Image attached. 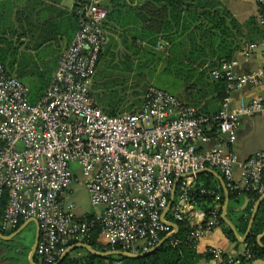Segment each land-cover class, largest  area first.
Returning <instances> with one entry per match:
<instances>
[{"label":"built area","instance_id":"2783aa9c","mask_svg":"<svg viewBox=\"0 0 264 264\" xmlns=\"http://www.w3.org/2000/svg\"><path fill=\"white\" fill-rule=\"evenodd\" d=\"M74 2L79 27L37 103L29 102L27 83L9 75L0 60V230L16 231L36 219L38 259L54 264L71 238L89 237L97 226L103 242L124 251H136V242L143 251L156 246L162 234L179 230V221L189 226L188 240L220 226L221 194L201 189L214 196L207 215L191 193L196 172L204 168L218 171L227 189L264 195V150L242 158L232 148L242 117L264 113V96L246 100L240 95L230 105L233 91L261 84L264 68L239 72L235 59L214 68L212 77L225 79L228 91L216 114L202 113L155 86L148 88L139 109L108 114L91 94L108 10L100 0ZM258 21L264 26L261 15ZM167 44L160 39L157 48ZM259 47L264 49V34L243 50ZM213 127L219 141L199 150L198 143L211 140ZM176 181L170 216L163 218ZM75 182L89 191L100 213L90 218L76 214L74 201L67 198ZM211 252L214 264L239 262V255L220 248ZM242 255L252 257L248 250Z\"/></svg>","mask_w":264,"mask_h":264},{"label":"trees","instance_id":"16d2710c","mask_svg":"<svg viewBox=\"0 0 264 264\" xmlns=\"http://www.w3.org/2000/svg\"><path fill=\"white\" fill-rule=\"evenodd\" d=\"M134 2L135 0L100 1L108 10L103 27L108 29L110 34L106 35L99 60L104 54L109 53L112 56L117 55L118 59L125 58L126 62H122L125 65H117L116 70L138 71V73L148 70L150 75H172L181 79L189 90L201 89V86L207 85L213 88L216 98L222 104L228 95L227 81L214 79L212 70L218 67L222 61L234 59L243 43L255 41L257 38L260 40L263 37L264 26L259 23L258 17L261 15L264 18V2H258V16L249 18L245 23H240L219 0H141L137 3ZM73 15L79 25V15L75 10ZM0 33L6 35L3 30H0ZM160 39L168 43L163 49L157 48ZM22 46L23 43L19 42V39L1 36L0 60L9 75H14L27 83L29 102L35 104L44 95L56 70L54 71L52 65L49 67L48 65L26 64L30 60V56L22 51ZM150 86L161 88L156 84L154 78L148 88ZM148 88H145V91ZM167 88L164 90L167 91ZM203 97L205 94L198 97V100ZM130 100L126 101L127 103L116 101V105L113 101H108L107 106L102 109L108 114L116 115L122 110L124 104L126 107H133L136 99H132L133 103H130ZM187 100L185 101L187 104L197 106L198 100L195 96L189 95ZM144 101L145 95L138 98L140 106ZM216 131V127H213L210 130V135ZM202 188L219 192L222 204L226 199V193L220 180L214 174L202 172L196 175L191 193L197 200L198 206L203 208L208 215L215 205L214 196L201 192ZM228 195L230 199L227 210L228 218L233 221L238 232L244 234L252 215L253 206L260 196L252 191L239 188H229ZM244 198H247L249 203L244 210H238V206L242 204ZM6 201L7 199L2 201L1 209L5 206ZM221 212L222 209L219 221L224 233L230 240L239 243L233 231L222 219ZM93 215H95L94 212H88L81 217L90 218ZM169 216L170 213H168ZM178 225L179 230L172 237L168 238L158 249L145 256L136 258L117 254L97 256L83 247H77L72 249L60 264H191L199 258L195 249L197 240L187 239L189 226L186 225V222L179 221ZM263 231L264 201L258 209L245 241L246 250L252 254V257L247 259L240 254L237 264H253V260L264 259V247L257 241ZM1 232L9 235L14 231L1 230ZM100 232L101 229L97 226L89 237L71 238L68 246L83 242L101 252L121 249L120 246L112 247L103 242L100 239ZM34 236L27 245L22 244L18 234L10 240L0 238V264H30L28 256ZM163 236L164 234L161 235V238ZM261 242L264 244V237ZM128 251L133 252L131 249ZM137 251L141 252L143 248L139 247ZM35 261L38 264H43L38 259L37 253Z\"/></svg>","mask_w":264,"mask_h":264},{"label":"crops","instance_id":"0c3cea01","mask_svg":"<svg viewBox=\"0 0 264 264\" xmlns=\"http://www.w3.org/2000/svg\"><path fill=\"white\" fill-rule=\"evenodd\" d=\"M74 1L75 0H0V30L6 33V35L0 33V37L9 36L11 39H19V42L23 43L22 51L30 56V60L26 64L38 66L48 65L49 67L52 65L55 71L57 69L58 59L71 43L79 27L73 15ZM138 1L141 0H135L134 3ZM219 1L230 10L240 23H245L249 18L257 15L258 12L257 0ZM105 31H107V35L108 33L110 34L108 29L105 28ZM257 40L259 39L257 38L255 41ZM248 43L250 42L243 43L241 49L236 53L234 58L237 61L236 69L239 72L250 71L259 67L264 68V49L259 47L249 53H245L243 48ZM111 51L113 50L111 49ZM109 57L118 59L117 55L112 56L109 54ZM118 60L120 66L125 65L122 63L125 61V58ZM176 80L177 81L171 85L172 90L168 88L167 91L180 96L184 102L189 95L195 96L198 100V97L205 94V97L197 101V107H199L201 111L211 115L216 113L221 107L220 100L216 98V93L213 91V88L206 85L201 86V89L189 90L181 79L176 78ZM257 94L264 96V77L261 84L257 87L246 85L244 89L233 91L230 105L235 106L240 95H245L246 100H250ZM218 141L219 135L217 132H214L211 135V140L208 143H198V148L199 150H204ZM255 141L259 143L253 145L252 142ZM232 148L242 158H246L256 151L264 150V113L242 117L237 140L235 144L232 145ZM218 174L220 173L218 172ZM74 184L67 191V198L68 200L74 201L76 205L75 199L73 198ZM263 201L264 199L262 202ZM248 203L249 200L244 198L242 204L238 206V210H244ZM100 212L101 209L99 212L94 213L97 214ZM76 214L81 217L86 213L79 214L76 210ZM31 226L35 228L33 223ZM244 234L239 233L240 236ZM100 239L102 240L101 235ZM237 241L239 243L230 240L224 233L222 227L218 226L196 241L195 249L199 254V258L191 264H214L211 250L215 248H220L227 253L240 255L246 250V244L238 239ZM253 264H264V259L259 258L253 260Z\"/></svg>","mask_w":264,"mask_h":264},{"label":"rangeland","instance_id":"374dc122","mask_svg":"<svg viewBox=\"0 0 264 264\" xmlns=\"http://www.w3.org/2000/svg\"><path fill=\"white\" fill-rule=\"evenodd\" d=\"M255 16H258V14ZM117 65H120L118 59H112L109 57V53L104 54L98 61L95 73L92 77L91 94L94 97L95 103L101 108H105L108 101H113V103L116 105V101L127 103L128 100L131 99L129 102L133 103L134 101L132 99H136L134 105H132L133 107H126V104H124L122 110L119 111V113L137 110L139 107H141L138 102V98H141L145 95V90L149 85L152 84L153 78L157 85L163 88L168 87L170 90H172L171 85L177 81V77L175 76L162 74L150 75L148 70L139 73L138 71L125 72L116 70L115 67ZM252 143L253 145H257L259 142L255 141ZM73 189V198L75 199L76 210L79 214L100 211V206L93 205L91 203L90 194L86 188L75 182ZM31 225L32 223L29 224L30 227H24V229H22V231L18 234L23 245L30 243L33 239V236L35 235V228Z\"/></svg>","mask_w":264,"mask_h":264},{"label":"water","instance_id":"95a60500","mask_svg":"<svg viewBox=\"0 0 264 264\" xmlns=\"http://www.w3.org/2000/svg\"><path fill=\"white\" fill-rule=\"evenodd\" d=\"M202 172H210V173L214 174L216 177H218V179L220 180L222 186L224 187L225 193H226V199H225V201L223 203V206H222L221 217L224 220V222L233 231V233L236 236V238L239 241H241V242H245L247 237H248V235H249V233H250V230L252 228L253 222H254V220L256 218V214L258 212L260 204H261L262 200L264 199V195H262L256 201L254 209H253V212H252V215H251V218H250L249 223H248L247 231H246V233L243 236H240L238 231H237V229H236V227H235V225L232 223V221L227 216V210H228L229 200L230 199H229L228 189L226 187L225 179L223 178L222 175L218 174V172L216 170H214V169L204 168V169L198 170L196 172V174H199V173H202ZM177 183H178V181H176V183L174 185V188H173V191H172V195H171V199H170V202L168 204L167 209L165 210V212L163 214V218L168 213V211L170 210V208H171V206H172V204L174 202L173 196H174L175 191H176ZM30 223H33L35 225V237H34V242H33V245L31 247L28 259H29L30 264H38L35 261V254H36V251H37V244H38L39 237H40V226H39V223H38V221L36 219H30L29 221L23 223L16 231H14L13 233H11L9 235L3 234L1 232V230H0V238L3 239V240H10L13 237H15L17 234H19L22 231V229H24V227L28 226ZM174 226L178 229V225L175 224ZM173 235L174 234L165 235L159 241V243L156 246H154V247H152V248H150V249H148L146 251H141V252L137 251V249L139 248V244H140L139 242L135 243L134 248L136 249V251H133V252L124 251V250H121V249H111V250H107V251L101 252V251L94 250L92 247H90L86 243L79 242V243H76L74 245L68 246V248L64 251V253L60 256L58 261L56 263H54V264H60L62 262V260L66 257V255L72 249L77 248V247H83V248L87 249L89 252H91V253H93L94 255H97V256H107V255H111V254H117V255H122V256L129 257V258L141 257V256L148 255L151 252H153L156 249H158L168 238L172 237ZM263 237H264V231L258 236L257 241L264 247V244H262V242H261ZM257 261L261 262L260 260H257Z\"/></svg>","mask_w":264,"mask_h":264}]
</instances>
